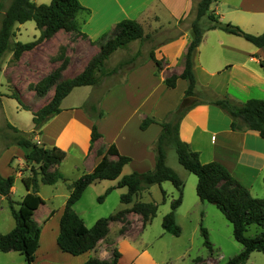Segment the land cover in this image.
I'll return each instance as SVG.
<instances>
[{
	"label": "crops",
	"instance_id": "obj_1",
	"mask_svg": "<svg viewBox=\"0 0 264 264\" xmlns=\"http://www.w3.org/2000/svg\"><path fill=\"white\" fill-rule=\"evenodd\" d=\"M33 1L47 3L50 0ZM79 1L89 9L88 13L83 11L78 15L81 22L80 30L91 41L96 40L124 18L139 21L146 36L147 33L161 32L162 35L152 50L154 57L161 60V68L157 69L150 56L143 59L136 57L143 49V39H135L119 47L120 50L132 54L129 57L131 63L121 73L117 72L116 75L113 73V77L116 78L114 82L107 84L98 102L99 109L94 110V113L83 107L88 96H83L77 106L68 102L66 98L71 90L61 100L60 111L43 124L41 133L35 137L39 143H45L47 146L56 145L65 150V157L51 169L56 168L66 179L68 177L76 179L81 174L91 171L112 144L119 154L130 157L123 166L120 176L133 171L153 169L155 167L153 145L162 130L160 122L166 120L169 113L186 100L189 107L179 120L180 139L199 153L201 162L218 161L251 193L255 191V195H258L264 192V138L253 130H232L230 116L219 106L209 102L223 95L236 102H243L249 98H264V71L260 65V60L264 58V48L254 45L240 35L218 28L205 29L194 56V94L185 96L187 79L178 77L175 86L169 87L165 84V78L171 74L178 75L183 70L184 54L191 39L189 24L195 16L198 0ZM209 10L219 20L236 24L248 33L259 34L264 29V0H214ZM203 23L204 27L209 25V22ZM20 34L19 29L17 35ZM33 35L35 39L39 35V30ZM119 48L109 56L118 52ZM0 74L5 79L2 70ZM3 83L9 88L5 82L0 81L1 85ZM83 86L92 88V85ZM0 93L10 95V91ZM189 96H194V100L190 101ZM99 111L103 114L98 115ZM146 116L154 117L156 121L141 129L140 123ZM93 124L100 137L91 145L90 133ZM24 154V149L17 144L0 146V174L5 177L16 173L22 181V176L30 173L31 165L25 160ZM13 158L18 161L17 170L10 166ZM108 158L115 160L116 156L108 154ZM117 180L118 178L113 179L111 186L115 185ZM40 187L41 183L39 189ZM15 188L13 183L11 193ZM26 192L25 188L21 198ZM138 195L139 193L133 197V201L138 200ZM3 197L0 194V203ZM44 204L43 198V203L34 211L33 217ZM123 204H127L123 208H128L132 202ZM63 207L64 205L60 211L49 208L42 214L43 217L46 216L45 223L47 220L55 221L54 229L48 234L49 245L44 247L43 252L38 253V256L41 254L47 259L42 264H83L92 255L107 259L113 247L121 253L117 264H162L148 246L135 242L142 229L141 216L135 212L127 214V220L131 221L132 226L124 232H119L123 222L110 221L108 233L111 224L115 223L113 235L109 236L107 233L105 238L97 242L94 249L78 255L62 251L57 245L56 237ZM52 210L54 212L50 215ZM251 228L256 230L253 225ZM42 234L41 227L36 251L40 247ZM106 246H111V249ZM36 251L35 264L38 258Z\"/></svg>",
	"mask_w": 264,
	"mask_h": 264
},
{
	"label": "trees",
	"instance_id": "obj_2",
	"mask_svg": "<svg viewBox=\"0 0 264 264\" xmlns=\"http://www.w3.org/2000/svg\"><path fill=\"white\" fill-rule=\"evenodd\" d=\"M213 1L198 0L195 17L190 25L191 39L184 54L183 70L178 75L171 74L165 78V84L169 87L175 86L178 77L187 79L188 86L185 96L194 94V56L205 29L218 28L240 35L254 45L264 48V29L259 34H252L236 24L219 20L209 10ZM83 11L88 13L89 9L84 7L79 0H50L47 3H36L33 0H11L1 20L0 56L4 51L10 50L12 58L18 59L23 51L32 49L60 29L86 36L80 30L81 22L78 18V15ZM205 15L209 20L207 27L200 23L201 17ZM27 20L35 22L39 35L27 42L15 41L11 43L10 37L13 35L14 22L23 23ZM144 37L146 35L143 26L136 19L124 18L118 21L110 30L102 33L93 41L99 42V50L91 56L80 72L71 77L59 78L58 69L35 85L34 88L38 95L45 94L49 88L53 89L50 100L36 110H31L23 103L18 90L11 92L10 97L15 98L23 107L31 110L33 128L30 132H24L7 122V127L12 134L7 138L8 142L5 145L17 144L22 147L25 151V160L31 165L30 173L22 176V182L27 192L17 202V208L14 207L10 198L14 174L5 177L0 174V194L8 199L15 221L9 231L0 233L1 251H18L24 256L25 264H35V251L39 244L41 226L33 219V214L43 203V198L38 193L39 184H54L58 180L67 181L56 168L51 169L65 157V150L56 145L47 146L39 143L34 137L41 133L43 124L60 111L61 100L74 87L96 83V72L102 70L104 60L114 50L127 45L132 40H141ZM150 57L157 69H160L161 60L156 59L153 53ZM260 65L264 71V58L260 60ZM108 72H113V70ZM1 95L0 93V109ZM209 102L219 106L230 116L232 130H253L264 138V98H249L243 102H236L227 95H223ZM188 107L187 101L183 100L176 110L169 113V118L160 122L162 130L153 145L155 151V167L153 169L143 172L133 171L120 176L123 166L130 160V157L119 154L112 144L109 145L107 152L91 171L81 174L68 183L69 194L59 219V232L56 237L57 245L62 251L78 255L94 249L97 242L107 236L109 222L114 220L124 222L125 216L129 212L138 213L141 216L142 227H144L155 216L157 204L152 201H133V197L144 188L152 184H160L164 180L171 181L177 188L178 196L171 202L170 210L162 217L161 225L165 231L179 235L180 226L175 222L174 212L181 202L183 181L165 162L167 148L173 147L178 162L196 175V193L199 199L213 203L222 212L232 226L233 237L242 245L238 253L222 264H245L253 251H260L264 254V198L253 196L249 189L220 162L214 160L201 162L199 153L180 139L179 120ZM98 115H102V112L99 111ZM155 121L154 117L146 116L142 119L140 128L144 129ZM99 137L100 133L93 124L90 133L91 145ZM108 154L115 155L116 159H109ZM116 178H118L116 184L106 188L104 194L110 192L114 187L126 186L127 190L121 194L120 201L123 203L132 202V205L119 209L108 216L99 217L91 226H86L83 219L74 210L73 204L80 198L84 189L95 180ZM104 194L97 197L99 201L103 199ZM53 212L52 210L50 215ZM252 225L256 227L253 232H251ZM125 229L122 226L120 232H124ZM249 231L250 233H248ZM201 234L204 237L205 245L212 250L207 231L203 227H201ZM120 256V251L113 247L109 258L101 259L92 255L83 264H117ZM196 260H200V257H197Z\"/></svg>",
	"mask_w": 264,
	"mask_h": 264
},
{
	"label": "rangeland",
	"instance_id": "obj_3",
	"mask_svg": "<svg viewBox=\"0 0 264 264\" xmlns=\"http://www.w3.org/2000/svg\"><path fill=\"white\" fill-rule=\"evenodd\" d=\"M10 3L11 0H0V26L2 16ZM193 19L190 20L189 26ZM204 21L209 22L206 15L201 17V25L204 24ZM15 27H18V29ZM19 29L21 34L17 35ZM12 30L13 35L10 37L11 43L15 41L27 42L33 40V34L38 33L33 20H27L23 23L14 22ZM147 34L142 40L143 49L136 54V57L139 56V59H143L152 54L157 40L162 35L158 31ZM93 41L88 39L87 36L77 34L76 32L59 30L51 37L39 42L32 49L23 51L18 59L12 58V52L10 50L4 51L0 56V64L5 79L0 74V81L5 82L9 88L3 83V85L0 84V91H10L11 94L14 90H18L22 96L23 103L28 108L31 110L38 109L50 100L53 89L49 88L45 94L38 95L34 88L35 85L41 79L58 69L60 73L59 78L71 77L80 72L91 56L99 50V42ZM130 56H132L131 53H127L125 50H120L119 48L118 52L104 60L102 70L96 72L97 80L91 86L92 88L85 86L74 87L66 98L68 102L77 106L83 96H88L87 99L85 98L86 101L83 107L90 113H94V110L99 109L98 102L103 96L107 84H111L116 78L113 77V73L116 75L117 72L121 73L122 70L128 68L127 65L131 63ZM112 70L113 72H108ZM1 94L0 146H3L8 142L7 138L12 134L11 130L7 127V122L24 132H30L33 124L31 110L23 107L15 98L9 95H3L5 93ZM165 159L166 164L183 181L182 202L174 212L175 222L180 226V233L179 235L170 234L161 225L162 217L170 210L171 202L178 196L177 188L171 181L164 180L160 184H152L144 188L137 196L138 200L152 201L157 204V210L155 216L139 231L135 242L138 245L144 244L148 246L162 264L224 263L242 248L241 243L233 237L231 224L213 203L201 201L198 198L196 193L197 177L177 161L174 148H167ZM10 166L16 170L19 168L16 158L12 159ZM24 168H27V166H24ZM72 180H74L72 177H68L67 181L58 180L54 184L41 183L39 194L45 199V204L40 207L36 216L33 217L42 227L43 233L40 247L36 251L37 256L38 253L43 252L46 245H49L48 234L55 227V221L47 220L45 223L44 219L46 216L43 217L42 214L49 208H54L58 211L61 210L60 208L64 205L69 194L68 183ZM112 182L114 181L109 179L95 180L87 186L79 200L74 204V210L86 225L90 226L97 218L108 216L127 205L120 201L121 194L126 192V186L113 188L110 192L104 194L106 188L110 187ZM14 185L16 188L10 194V198L12 199L14 207L17 208V202L24 193L25 186L20 176L16 175V173L14 174ZM102 194H104V197L99 201L97 197ZM251 194L264 198V192L255 195V191H252ZM0 206V233H4L13 226L14 218L10 211L8 199L5 196ZM56 226L58 228V220ZM114 226L115 223L111 224L110 232L108 233L109 236L113 235ZM122 226L126 229L132 226L131 221L127 220V215ZM201 227L207 231L212 250L204 243ZM253 231L254 228H251V232ZM106 247L109 250L111 249V246ZM40 255L36 260L37 264H42L47 261L45 257ZM197 257H200V260H196ZM263 262L264 254L260 251H253L245 264H262ZM0 264H25V260L24 256L18 251L8 253L0 250Z\"/></svg>",
	"mask_w": 264,
	"mask_h": 264
},
{
	"label": "water",
	"instance_id": "obj_4",
	"mask_svg": "<svg viewBox=\"0 0 264 264\" xmlns=\"http://www.w3.org/2000/svg\"><path fill=\"white\" fill-rule=\"evenodd\" d=\"M189 99H190V101H193L194 100V96L193 97L192 96L191 97L189 96Z\"/></svg>",
	"mask_w": 264,
	"mask_h": 264
}]
</instances>
